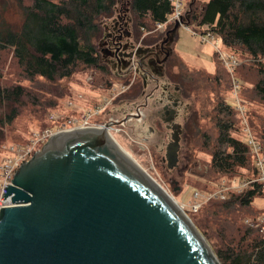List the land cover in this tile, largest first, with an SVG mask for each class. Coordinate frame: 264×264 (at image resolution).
<instances>
[{
  "label": "trees",
  "instance_id": "16d2710c",
  "mask_svg": "<svg viewBox=\"0 0 264 264\" xmlns=\"http://www.w3.org/2000/svg\"><path fill=\"white\" fill-rule=\"evenodd\" d=\"M14 1L21 11L19 24L7 23L0 10V142L1 128L20 119L25 109L30 110L32 120L40 122L39 130L57 127L48 114L54 112V96L58 94L54 91L60 81L90 75L91 89L110 88L111 84L110 71L101 62L96 43L103 35V22L114 15L118 0ZM123 2L138 39L141 34L152 35L150 23H163L172 11L168 0ZM184 24L195 25L200 33L210 32L220 40L227 55L243 61L232 71L234 79L244 83L238 87L237 97L245 108L254 140L264 149V0H191ZM170 28L168 25L165 32ZM165 32L145 39L146 45L162 40ZM5 69L15 78L5 82ZM181 71L177 79L187 89L184 81L188 84L191 78ZM226 71L217 67L214 74L204 73L211 82L219 85L224 79L227 83V94L218 95L214 101L210 115L213 132H202L194 113L185 125L184 139L197 136L200 149L209 156L207 173L200 174L203 192L212 190L206 183L214 185L222 178L250 179L256 175L244 126L235 105L227 100L232 97V83ZM22 82H29L30 87ZM257 197L264 198V191L253 184L228 200H209L189 216L220 264H264V233L244 224V219L264 214V209L252 206Z\"/></svg>",
  "mask_w": 264,
  "mask_h": 264
},
{
  "label": "water",
  "instance_id": "95a60500",
  "mask_svg": "<svg viewBox=\"0 0 264 264\" xmlns=\"http://www.w3.org/2000/svg\"><path fill=\"white\" fill-rule=\"evenodd\" d=\"M117 124L55 133L19 167L0 211V264H220L181 206L121 153L106 130Z\"/></svg>",
  "mask_w": 264,
  "mask_h": 264
},
{
  "label": "rangeland",
  "instance_id": "374dc122",
  "mask_svg": "<svg viewBox=\"0 0 264 264\" xmlns=\"http://www.w3.org/2000/svg\"><path fill=\"white\" fill-rule=\"evenodd\" d=\"M27 1L28 0H24L23 3ZM123 1L124 0H118L117 6L124 5L125 3ZM190 1L191 0H184L183 3L188 7ZM13 2L15 1L0 0V10L2 12V17L7 23L19 24L21 22V11ZM128 15L129 18L132 19L129 12ZM150 25L153 27L151 31L152 35L149 36L148 33H145L146 35L141 34L138 39L132 21L130 22L129 30L132 31L134 43L146 45L148 44V41L146 42L145 39L154 37L157 34H164L167 27L166 26L164 30H156L153 23H150ZM188 27L189 28L186 29L183 25H180L174 33L170 45L171 58L168 60L166 66L167 73H179L181 70V72H187L185 73V77L188 74L191 81H189L188 84L187 81H184V85L188 89L185 90L187 93L186 95L190 98L191 115H193V113L194 115H197L196 123H198L199 128L201 127L202 132L205 131L211 134L213 132V123L210 115L214 107V101L218 95L227 94V91H225L227 83L223 79L221 84L218 85L216 82L207 80L206 74H214L217 67L225 73L226 68L221 66L217 57L214 56L216 50L209 43L200 40L198 36V33L201 32L200 29L193 24H188ZM193 32H196L197 35H194ZM99 41L96 43L97 46ZM218 48L222 51L223 56L227 58L226 52L221 49V44H218ZM181 65H185L188 70ZM190 69L198 71L199 73L195 71L189 72ZM228 77L232 79L229 74ZM14 78V75L9 74L6 69L4 70L3 79L5 82L8 79L12 80ZM88 78H91V76L76 75L70 80L60 81L57 84L58 87L56 86L57 90L54 91L58 94L54 96L55 108L53 109V113L60 116H67L65 114H68V112L73 110L71 116L80 117L84 110L92 108L95 102H98L101 97L109 96L110 88L91 89L88 84V82H90L87 80ZM109 79L112 86L123 84L124 81L123 79H115L111 75H109ZM22 83L25 86L30 87L29 82ZM59 90L63 91L61 92L62 94ZM129 92L125 94L126 97L138 93V87L134 90L131 89ZM69 96L73 98L71 101L68 100ZM227 100L228 103L235 105L233 96L231 98L228 97ZM68 101L72 102L73 106H68ZM66 106L70 107L69 111ZM29 111L30 110L25 109L22 112L20 119L13 124L4 125L1 128L3 137L0 142V162L7 155L8 147L22 144L27 138H29L28 136H30L31 133L41 131L39 130L40 122L32 120ZM46 114H48V112ZM221 116H224V114L222 113ZM105 118L106 116L103 115L100 120H104ZM45 121L47 122V117ZM112 136L118 145H120V147H122L168 194H170L179 205L181 204V201L186 198L188 187L193 186L201 189L200 174L207 173L208 165L206 162L209 160V156L206 152H203L200 149L196 138L197 136H191L192 139L189 138L182 142L179 165L176 169L170 171L162 165L160 156L156 154L153 148L147 143L140 141L137 137L132 134L130 135V133L127 134L125 131H121L118 134L112 133ZM206 185L211 188L213 186L210 183H206ZM252 206L255 209L263 210L264 198H255L252 202ZM183 210L188 216L193 215L187 207Z\"/></svg>",
  "mask_w": 264,
  "mask_h": 264
},
{
  "label": "flooded vegetation",
  "instance_id": "af4514ba",
  "mask_svg": "<svg viewBox=\"0 0 264 264\" xmlns=\"http://www.w3.org/2000/svg\"><path fill=\"white\" fill-rule=\"evenodd\" d=\"M127 9L125 4L120 5L114 15L102 24L100 40H103L98 51L101 62L113 78L131 81L105 115L118 123L123 132L151 146L160 156L162 165L170 171L165 157L166 147L179 133L178 167L182 142L185 140V125L191 117L190 98L177 79L179 73H167L166 66L171 58L170 36L150 45L134 43L130 23L127 22ZM137 87L138 93L125 96Z\"/></svg>",
  "mask_w": 264,
  "mask_h": 264
},
{
  "label": "built area",
  "instance_id": "2783aa9c",
  "mask_svg": "<svg viewBox=\"0 0 264 264\" xmlns=\"http://www.w3.org/2000/svg\"><path fill=\"white\" fill-rule=\"evenodd\" d=\"M172 5V11L166 16V20L163 23L154 24L156 30H164L166 26H173L175 23L183 25L186 29L184 17L186 16V8L184 0H168ZM197 35L196 32H193ZM198 36L202 42L209 43L215 50L216 57L219 64L225 67L230 76L232 83V96L235 101V108L240 116L241 124L244 126V133L246 135L247 144L250 147V154L252 157L253 165L256 169V175L250 179H241L239 177L222 178L212 186L211 191L203 192L197 187H188L186 198L181 201V208L185 207L191 213H196L203 203L216 199V200H228L232 198L235 192H242L250 185H260L264 191V149L254 140L250 129L247 126L245 119V108L237 97L238 87L242 85V81H237L232 75L234 67L239 66L243 61L227 55V58L223 56L222 51L218 48L220 40L213 36L210 32L198 33ZM88 81L91 78L87 79ZM132 80V79H131ZM130 82H123L117 86H110L109 96L101 97L98 102H95L92 108L86 109L81 113L80 117L74 116H60L56 113H49L48 119L57 123L55 129L45 128L41 131L31 133L25 144L12 145L7 148V155L0 162V211L2 206L5 205V200L11 198V196H5L7 194V184L13 186V177L16 171L23 163H27L33 157V155L39 151L42 145L53 134L63 131H69L80 128H101L105 123L113 122L111 118H105L100 120L103 115L106 114V110L111 106L115 98L123 93ZM73 106L72 102H68V106ZM106 116V115H105ZM99 117V119H98ZM94 119V120H93ZM106 130L112 135V133L118 134L122 130L117 125H110ZM244 224L249 228H260L264 233V214L257 219H244Z\"/></svg>",
  "mask_w": 264,
  "mask_h": 264
},
{
  "label": "bare ground",
  "instance_id": "6f19581e",
  "mask_svg": "<svg viewBox=\"0 0 264 264\" xmlns=\"http://www.w3.org/2000/svg\"><path fill=\"white\" fill-rule=\"evenodd\" d=\"M120 146V145H119ZM119 150L121 151V153L124 155V157L128 160V162L144 177L148 180V182L154 186L155 188H157L156 186V181H154L149 174L146 173V171H144V169H142V167L122 148L120 147ZM158 190V188H157Z\"/></svg>",
  "mask_w": 264,
  "mask_h": 264
},
{
  "label": "crops",
  "instance_id": "0c3cea01",
  "mask_svg": "<svg viewBox=\"0 0 264 264\" xmlns=\"http://www.w3.org/2000/svg\"><path fill=\"white\" fill-rule=\"evenodd\" d=\"M170 27H172V26H170Z\"/></svg>",
  "mask_w": 264,
  "mask_h": 264
}]
</instances>
